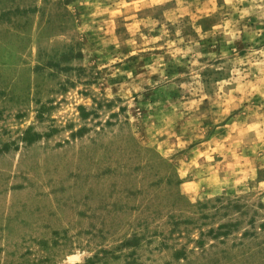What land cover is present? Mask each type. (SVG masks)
Returning <instances> with one entry per match:
<instances>
[{
  "label": "rangeland",
  "instance_id": "obj_1",
  "mask_svg": "<svg viewBox=\"0 0 264 264\" xmlns=\"http://www.w3.org/2000/svg\"><path fill=\"white\" fill-rule=\"evenodd\" d=\"M0 264H264V0H0Z\"/></svg>",
  "mask_w": 264,
  "mask_h": 264
}]
</instances>
